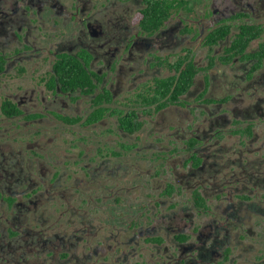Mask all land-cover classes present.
<instances>
[{"label":"flooded vegetation","instance_id":"obj_1","mask_svg":"<svg viewBox=\"0 0 264 264\" xmlns=\"http://www.w3.org/2000/svg\"><path fill=\"white\" fill-rule=\"evenodd\" d=\"M72 188L89 212L26 238ZM109 197L132 211L104 236ZM260 218L264 0H0V264H236Z\"/></svg>","mask_w":264,"mask_h":264},{"label":"rangeland","instance_id":"obj_2","mask_svg":"<svg viewBox=\"0 0 264 264\" xmlns=\"http://www.w3.org/2000/svg\"><path fill=\"white\" fill-rule=\"evenodd\" d=\"M54 131H56L58 137H60L57 140V142L55 141V144H57L60 141H64L66 143V140L68 141L71 137L78 135L77 133L74 134L72 129H67L65 126H62V125H60V127L58 129H55ZM54 165L59 167V168H67V166L64 167L62 161H60L59 163H55ZM70 166H71V164L68 167H70ZM66 178H67V176L64 177V179H66ZM68 179H69V177H68ZM64 184H67V182H65ZM64 186H66V185H64ZM64 186H63V188H64ZM60 189H61V187H60ZM145 190L146 189H144V191ZM73 191H75V188H72V190L69 192V194L66 193V199L64 198V196H62L60 194H56V196L54 197V200L47 199L49 194L40 195V197H39V211H43L45 213L46 218L49 217V219L47 222H44V224H41V222L39 220H36V221L35 220L33 221V219L31 220L29 217V214H28V217L23 219V223H22V229L30 231V234L26 235L25 237L31 238V236H33V237H36V239H38V238L43 239L44 237L38 236L37 232L46 229L48 225L55 224L56 222H60V221L65 222L68 219L67 215H62V211L64 209H67V211H69L68 215L70 214L71 208H79V206H82L83 207L82 210H85V212H89L87 208L93 206L94 199H92V203L89 206H88V204H86V201H87V198L89 196L93 195L92 191H88V189H87V191L84 189H81L80 193L77 195V197H75V199H71V200L69 199L68 200V196L71 195L73 193ZM82 198H84L85 201H82ZM115 204H116V202L113 200V198L109 197V199L107 200V204L105 206L106 209H104L105 210L104 214L102 216H99L98 219L96 218V220L94 222L95 226L101 225V231L100 232H103L104 236L106 234H110L108 232L114 229V224H117V225L124 224L123 223V219H125V216H123L124 213H126L127 211L128 212L132 211L131 207L129 209H126L125 204H120V205H123L122 207H116ZM55 208L57 209V212L54 213L53 210ZM94 211L95 210L92 209L91 212H94ZM96 212H98V211H95L94 213H96ZM63 227H66V224ZM77 227H80V225H78ZM77 227H75V228L77 229ZM62 228H60V229H62ZM253 229L256 230L257 235L253 236L252 234L246 233L247 235H246L245 241L247 242L248 245H246L244 247L245 251L243 252V254L240 255L236 248L232 251V253L234 254V259L237 262L236 264H245L246 263L245 262L246 261V253L249 254L250 259H255L256 255H259V254H261V257L264 256V220L260 218L258 221V224H255ZM83 236H84V239L89 238V241H81L78 244L79 246L78 245L76 246V248L79 247V254L80 255H82L83 253H87L88 248L90 246L94 245L95 242L100 241L99 239L102 240V238H100L101 236L100 235L96 236L93 233V230L91 228H89L88 232H84ZM109 242H110V244L113 243L111 241V239L109 240ZM85 244H86V246L83 247ZM102 246H106V247H104V250L103 249L98 250L99 254L105 255L106 257H108L109 252H110L109 244L105 242ZM52 247L55 248V245ZM24 249L26 250V248H23V250ZM35 249H36V247L34 248V250ZM106 251H107V253H106ZM27 253H28V255L33 254V253H30V251H27ZM56 260L57 259L55 257L53 259V263H55ZM86 264H98L97 258L95 257V258L90 259V260L87 259ZM119 264H121V263H119Z\"/></svg>","mask_w":264,"mask_h":264},{"label":"trees","instance_id":"obj_3","mask_svg":"<svg viewBox=\"0 0 264 264\" xmlns=\"http://www.w3.org/2000/svg\"><path fill=\"white\" fill-rule=\"evenodd\" d=\"M157 7L158 6H155L152 11H150L149 13V18H150V21L153 22L155 19L158 18V13H157ZM166 17V16H165ZM164 18H162L160 21L157 22L156 25H159L162 21H163ZM258 35V32L257 33H253L252 31L250 32V29H248L247 31H245L243 33L242 36L239 37V45H241L242 47H245L247 45V43H249V41L254 37V36H257ZM187 68V67H186ZM189 70L188 71H185L183 73V78H182V91L186 90L190 84L192 83L193 81V77H194V74H195V71H196V68L195 66L193 65H189ZM171 85H173V81H171ZM167 93V92H166ZM157 94H160V93H157ZM164 95V94H163ZM162 95V96H163ZM161 96L160 95H157L155 96L154 98L150 99V101H157Z\"/></svg>","mask_w":264,"mask_h":264}]
</instances>
